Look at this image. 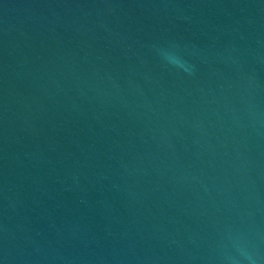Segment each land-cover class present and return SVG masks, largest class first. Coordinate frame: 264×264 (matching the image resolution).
I'll return each mask as SVG.
<instances>
[{
	"label": "water",
	"instance_id": "water-1",
	"mask_svg": "<svg viewBox=\"0 0 264 264\" xmlns=\"http://www.w3.org/2000/svg\"><path fill=\"white\" fill-rule=\"evenodd\" d=\"M236 237L264 264V0H0V264H231Z\"/></svg>",
	"mask_w": 264,
	"mask_h": 264
},
{
	"label": "clouds",
	"instance_id": "clouds-1",
	"mask_svg": "<svg viewBox=\"0 0 264 264\" xmlns=\"http://www.w3.org/2000/svg\"><path fill=\"white\" fill-rule=\"evenodd\" d=\"M157 51L168 63L178 68H183L186 71H189V69L185 66L183 57L178 51H176L175 46H171L169 48H158ZM233 244L236 246L244 260H232L231 264H244V261H247V264H257L256 259L253 257L252 253H250L248 249L243 245L242 239L240 237L234 238Z\"/></svg>",
	"mask_w": 264,
	"mask_h": 264
}]
</instances>
